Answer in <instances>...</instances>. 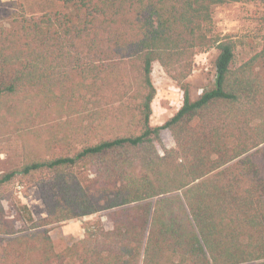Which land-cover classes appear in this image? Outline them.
<instances>
[{"label": "trees", "instance_id": "obj_1", "mask_svg": "<svg viewBox=\"0 0 264 264\" xmlns=\"http://www.w3.org/2000/svg\"><path fill=\"white\" fill-rule=\"evenodd\" d=\"M228 1L45 0L0 21V141L23 149L0 176V264H264V36L237 64L214 26ZM214 49V87L192 100L196 57ZM155 63L184 92L161 126ZM98 214L111 229L50 235Z\"/></svg>", "mask_w": 264, "mask_h": 264}, {"label": "rangeland", "instance_id": "obj_2", "mask_svg": "<svg viewBox=\"0 0 264 264\" xmlns=\"http://www.w3.org/2000/svg\"><path fill=\"white\" fill-rule=\"evenodd\" d=\"M45 0H0V21L7 24L12 15L19 9L28 14L43 10ZM214 26L222 35L232 34L237 43L236 62L240 64L261 48L264 36V3L259 0H229L214 9ZM217 50L201 54L196 57L194 72L187 80V89L192 100L197 99L204 91L214 87L215 61ZM153 84L156 96L152 104L153 114L151 124L161 126L176 114L183 104L184 92L165 74L157 63L153 66ZM159 152L175 147V142L169 131L161 134ZM23 164V149L18 140L0 141V176ZM17 197L23 204H27L33 216L37 219L46 217L45 207L37 189L29 191L24 196L18 187ZM101 221L105 229L112 228L106 217L98 214L80 220H74L55 225L50 235L58 245H70L84 237L87 224Z\"/></svg>", "mask_w": 264, "mask_h": 264}]
</instances>
